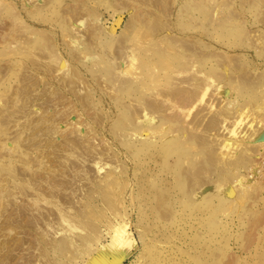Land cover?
Segmentation results:
<instances>
[{"label":"rangeland","instance_id":"1","mask_svg":"<svg viewBox=\"0 0 264 264\" xmlns=\"http://www.w3.org/2000/svg\"><path fill=\"white\" fill-rule=\"evenodd\" d=\"M70 9H72L71 13ZM72 12L76 14H73L74 17ZM189 42L192 43L191 47ZM31 62L34 64H31L32 67L29 66ZM44 62L52 66L59 64L55 65L56 69L50 65L46 67ZM39 63L44 64V66L40 64L41 69ZM49 66L56 72H53L54 70L52 71ZM45 67L48 68L47 71ZM49 68L53 74L51 72L49 74ZM198 71L201 72L202 78ZM47 72L54 79L56 74L63 76L64 79L59 81L61 77L57 76L58 80L52 79L53 82L52 77L44 78ZM184 73L187 81L182 77ZM186 73H192L191 77L189 76L191 79ZM41 74V82L33 83L35 78L39 80ZM195 74H198V77ZM204 76L205 81L201 80ZM27 78L28 82L30 78L33 79L29 82L31 85L27 82ZM68 78L70 80H67ZM182 78L183 80L180 81ZM197 82L207 86V89L204 88L205 91L201 85V89L206 92L203 102L209 100L207 102L210 105L212 100L211 103H216H213L211 109V105L206 103L205 107L209 112L207 111V115L202 114L205 107L202 112H200L202 108L199 107L205 103H201L197 98L191 103L187 113L189 115L182 116L178 113V116L183 118L181 120L178 117L181 123L183 121L184 126L188 124L186 139L179 144L180 154L174 148L177 143L173 140L168 144L159 141L156 146L154 145L155 147L150 145L142 147L136 135L130 132L131 128L135 127L131 125L133 107L136 110L138 108L136 106H139L137 103L152 102L159 98L163 89H172L175 85H180L177 88L184 86L186 88L188 85L189 88V85L198 86ZM46 83L48 84L45 85ZM34 84L38 87L32 88ZM56 85L61 86L56 87ZM70 85L75 89L73 90ZM48 86L55 87L56 89H52V92H55L50 93ZM66 87L71 91L69 92ZM57 89L62 90L63 96L66 91V98L68 95V98L72 100L74 98L78 102L79 105L75 107L78 113L76 111L75 116L74 113L72 114L75 118L78 117L77 114L80 115L76 118L78 126L85 124L84 131L90 129L92 135L99 137L105 134L106 137L103 138L108 139L105 143L108 145H103V141L98 137L91 144L97 143L95 145L99 146V149L105 146L104 150L108 148L106 146L111 145L110 151L112 150L111 152L121 159V166L125 169L120 167L116 169L114 158H109V164L107 162L102 169L91 167L89 175L95 179L103 177L108 169L115 173L104 187L84 180L83 189L89 188L88 193L94 196V202L88 204L86 208L78 186L81 181L73 184L75 193L72 206H67L68 214L82 218V215L95 211L96 214L91 220L98 229V236L88 242V246H83L84 242L75 237L74 245L69 246L66 245V242H69L68 237H65L68 229L62 227L56 236L50 234L49 228L47 238L59 239L61 236L62 242L58 243V247L49 243L46 245L45 264H87V259L96 254L88 255L86 250L89 248L92 250L94 247L97 251L98 248L109 244L111 233H114L115 228L123 229L125 236L133 241L136 239L137 243L120 264H264V181H262L264 179L253 173L261 160L262 149L256 146L257 141L248 139V136L251 135V138L257 132L253 128H259L260 131V127L264 124L260 122L262 115L259 116V120L254 116H258V112L264 114V0H0V119L4 123V118H13L10 123L8 122L10 129L7 130L11 133L10 136L14 135L16 132L14 129L18 126L12 123L22 124L23 119H26L24 113L19 111L22 107L21 109L18 107L25 103L28 96L31 100L35 97V100H32L34 106L26 109V112H30V118L50 117L52 113L58 114L59 118L66 116L67 111H71L68 107L72 102L69 103L70 101L64 98L68 105L60 104L64 99L63 96L60 98L61 93ZM72 90L77 94H72ZM37 91L46 95L47 99H44V95L41 99L42 96L40 93L38 95ZM59 93L60 97H57ZM53 94L61 99L60 102ZM48 97L55 98L58 107L55 103L54 108L52 102L56 101H53V98L47 101ZM46 102H50L51 106L53 104L52 108ZM130 102L133 105L129 115L130 109L128 110L127 106L131 108ZM78 106L82 111L77 109ZM240 107L249 109L252 113L248 112L251 117L248 116L250 119L247 118L245 122L249 126L243 124L246 118L244 116L241 119L242 123L240 121L237 124V128L245 125L241 126V130L244 131L245 136L248 134L246 144L243 143L246 146L240 147L243 148L242 151L239 152L238 150H241L239 148L236 150V146L221 145L220 147L219 142L213 143L211 139L203 138L198 134L200 130H197L196 125L200 122L206 125L208 117L221 111L228 116V110L237 111ZM17 109L19 112L15 111ZM83 110L86 114H90L86 115ZM14 113L18 117L12 116ZM15 117L18 118L17 121ZM93 118L97 120L94 121ZM100 119L102 122L99 121ZM253 119L255 123L258 121V127H255L257 124L253 123ZM68 120L66 122L62 120L64 122H60V127L72 130L71 121L69 120V124ZM179 121L174 122L178 131L183 128ZM1 122L0 128H4L5 125ZM136 124L139 126V123ZM77 125L75 127H78ZM192 125L195 128H192ZM251 125L255 126L251 127ZM245 128L251 131L245 132ZM194 129L197 131L195 132ZM2 132L0 131V155H5L6 150L1 145L6 142L4 137L6 138L7 135ZM42 137L40 136L39 139L37 136L36 140L34 137L33 141L39 140L38 146L40 145V151L42 149L43 157L41 164L47 165L46 160L51 158L52 161L56 152L50 154L52 157L46 155L47 152L44 153L45 149L41 145L45 143V139ZM61 140V135L56 138V141ZM248 141L251 145L257 144L251 147ZM28 144L27 139L22 141L23 148ZM9 145L14 146L12 143ZM158 145H161L160 150ZM31 148L34 150L35 146ZM69 148L59 150L54 159L58 157L61 161L67 156L65 153L70 152ZM80 148L78 146L77 149ZM16 150L18 151V148ZM16 150L13 159L16 160L15 168L20 169L19 165L24 167L19 161V154L21 155L22 152ZM28 150L31 156H36L35 150ZM76 150L75 155L78 151L79 154L84 153L82 148ZM152 152L154 156H150ZM67 158H70V155ZM147 158L149 160L152 158L153 163L150 161L149 166L145 164L142 168L141 161L145 159L149 161ZM58 159L55 161L59 164ZM179 160H182L179 171L171 176L169 171L165 170H170L179 163ZM142 169L148 171L145 180ZM1 172L0 177L4 178L5 172L0 169ZM72 191L67 189L66 193ZM104 194L106 197L100 200ZM20 196L18 195L16 199L19 203L28 202L27 197ZM41 204L48 208V205ZM157 206L160 209H157ZM4 216L0 217V224L3 226L7 220L6 214ZM63 224L62 226L67 225ZM9 227L8 231L5 228H3L4 232L0 230V244L4 245H0V248L2 247L0 254L8 244L12 243L9 237L27 239L29 236V232L24 233L22 230L23 232L19 234L18 229L11 230L12 227ZM73 232L78 230L75 229ZM117 238L119 241L128 240ZM25 244L22 245L23 249ZM144 244L147 248L143 246ZM75 245L76 248L71 249ZM26 247L29 249L22 250L23 253L36 251L33 247L30 248L28 243ZM11 253L16 254L13 251ZM111 255L110 251L105 254L106 258H111Z\"/></svg>","mask_w":264,"mask_h":264},{"label":"bare ground","instance_id":"2","mask_svg":"<svg viewBox=\"0 0 264 264\" xmlns=\"http://www.w3.org/2000/svg\"><path fill=\"white\" fill-rule=\"evenodd\" d=\"M138 4H139V2H138ZM163 6L161 7L162 9H163ZM161 8H160V10H161ZM72 9H73V7H72ZM72 9H70V13H71ZM75 12H77V11H75ZM75 12H72V16L73 17H74V15H76V14H74ZM233 14H235V12ZM191 44L192 43H190V47H191ZM187 58H189V56ZM188 60L190 61L191 59H188ZM57 62H58V60H57ZM33 63H37V62L33 61ZM33 63L31 62L29 66L32 67V65H34ZM59 63H60V61H59ZM59 63H57V64H59ZM40 64H42V63H39V65H38L39 67H40ZM57 64H55V65L57 66ZM124 64H125V62H124ZM42 65L44 66V64H42ZM42 65H41V67H42ZM48 65H50V63ZM48 65H46V63H45L46 67H48ZM55 65L52 66V64H51L50 66L55 68L56 67ZM60 65H62V62L60 63ZM41 67L39 69H41ZM46 67L44 69H46V71H47L48 68H46ZM50 68L48 70L49 74H50V72L52 73L53 70H54L53 72H56L55 69L51 68L52 69V71H51ZM30 69H32V68H30ZM44 69L42 68V70H44ZM56 69H57V67H56ZM63 70H65V68ZM48 72H47L46 76H44V75L43 76H44V78L46 77V79H47V77H48V79H50V77H52L51 81H53L55 79L58 80V78L61 77L58 74H56V78L54 79L53 76H49L48 75ZM39 73H37V74H39ZM43 73L45 74V72H43ZM57 73H58V71H57ZM197 73L200 74L201 72L198 71ZM186 74H187L186 75L187 77L192 75V73L191 74L190 73H186ZM197 75L195 74L196 77H198ZM29 76H31V74H29ZM57 76H59V77H57ZM199 76H201L200 78H202L201 74ZM35 77H36V74H35ZM54 77H55V75H54ZM182 77H184V81H187V80H185L186 79L185 73H184V75ZM28 78H27V82H28ZM62 78H63V76L61 77V79H59V81H61ZM40 79L42 80V74H41V77L39 76V80H37V78H35L34 81H32V82L39 84L41 82ZM71 79H72V76H71ZM175 79H177V77ZM23 80H25V79H23ZM31 80H33V79L30 78L29 82ZM67 80H70V79L68 78ZM67 80H65V81H67ZM182 80H183V78L180 81H182ZM201 80L205 81V76ZM197 83L199 84L200 82H197ZM47 84L48 83H46L45 85H47ZM193 84H196V83H193ZM25 85H26V83H25ZM45 85H44V87H46ZM72 85H70V86H72ZM199 85L198 86H190L189 85V88H187L188 85H186V88H185L184 85H183L184 87L181 85V87H183V88H177L180 85L179 86L175 85L176 87L173 86L175 88H173V87H172V89H168L167 88L168 90H164L163 89V91H161L160 94H159V98L154 99L152 102H147L145 100L146 102H141V104L137 103L140 106V108H139V106H136V108L138 107L136 110H135L134 107H133L134 110H132L133 103L131 104V102H130L131 108H130V106L129 107L127 106V108H128V110L130 109L129 110L130 111L129 115L131 113V110L133 111V113L131 114V119H132L133 123L131 125L135 126V127L131 128L132 131H130V132H132L134 135H136V137L139 139V143H140V145L142 147L144 145L145 146L146 145H150V147L154 146V145L156 146L157 145L156 143H158L159 141H162L164 144L165 143L168 144L169 141L173 140V141H176V143H177L174 148L177 149L178 154H180L179 150H180L181 146H179V144L181 142H183L184 139H186V134L188 132V124H186V122H185L186 126H184V124H182L184 122L182 121V123H181V120L183 118L181 116H178V113L180 115L182 114V116L184 114V116H185L188 113L189 108L191 107V103H193L194 100L196 101L197 98L199 99L198 101H200L201 103H205V104H202V105L198 104V105H201L200 107L199 106L198 107L200 109L202 108V110L200 112H202L203 108L205 106H207V104L209 103V102H207L209 100L203 102L204 92L206 91L204 88H206L207 86L206 85L203 86L204 85L203 83L199 84ZM201 85L203 86L202 88L205 91H203L201 89ZM36 86L37 85H35L32 88H35ZM57 86L58 85H56V87ZM59 86H61V85H59ZM24 88L26 89V87H24ZM199 88L203 92H201V90ZM52 89H56V88L55 87L54 88L53 87H49V90L51 91L50 93H54L55 92L54 90H53L54 92H52ZM64 89H65V87H64ZM74 89L75 88L73 87V90ZM31 90H33V89H31ZM34 90H36V89H34ZM57 90H56V92H57ZM59 90H58V92L61 93V97H60V93L58 94L59 96H57L56 94L55 95L57 97L62 98V96H63V93L61 92L62 90H60V91ZM67 90L69 91L68 88H67ZM42 91H43V89H41V92ZM44 91H46V94H47V90L45 89ZM70 91H71V89H70ZM41 92L39 91L38 95L40 93V95L42 96L41 97V99H42L44 94H42ZM74 92H76V91H73L72 94ZM65 93H66V91H65ZM65 93H64V96H63L62 99L66 98L65 97L66 96ZM76 94L77 93H74V95H76ZM50 95H52V94H50ZM47 96H49V95H47ZM53 96H54V94H53ZM56 96H54V97L57 98ZM38 97L40 98V96H38ZM44 97H45L44 99H47L46 95H44ZM77 97H79V96H77ZM28 98H29V96H28ZM28 98L25 99L26 100L25 103L21 104L19 107L16 105L18 108L22 107V109L20 108L21 110L17 109L15 111H18V110L22 111L24 113V117L26 119H23L24 122L22 124H20V123L18 124L17 122L11 121V122H13L12 124L18 125L17 127H15V125H13L15 128H17V129H14V130H16L14 135L10 136L11 133L9 132L10 133L9 134L8 130H7V129H10V127L8 126V125H10L9 121L13 120V118L12 119H5L4 118V121H3L4 123H2L1 119H0V122L5 125L4 128L1 127V128H3L2 130L0 128V131H3L2 133L7 135L6 138L4 137V139H6V142L1 145V146H3L2 148L6 150L5 155H2V154L0 155V169L3 172H5L4 175H3L4 178L0 177L1 178L0 182L3 183V184L1 183L2 188L0 189V201H1L0 202V217L2 215L4 216V214H6L7 220L4 218L5 217L4 216L3 218H4V220H6V222H5L4 226L0 224V230L2 232H4L3 228H5L7 230V228L10 226V227L13 228V229L11 228V230L18 229V231H20V232H18L17 230L16 231L19 234L23 232L22 230H24V233H28L29 232V236L27 237V239L24 238V237L14 238V236H13V238H12V237L8 236L9 238L12 239V243L8 244L9 246L6 244L7 245L6 249L2 250V252L0 254V264H45L46 263V245L49 243L50 245H52L54 247H58V243L60 242V244H61V242H62V240H61L62 237L61 236H60L59 239H56L55 237L47 238V235L49 234V232H48L49 228L51 229L50 230V234H53V235L54 234L56 235L59 232L58 230L62 229V227H64L65 229H68L67 230L68 233L65 235V237H68L67 240L69 242H66V245H69V246L74 245V243H75L74 239H75V237H77L79 240H82L84 242L83 246H88V242L92 241L93 239H96V236H98V234H97L98 229L96 228L95 224L91 220L92 217L94 216V214H96V213L94 211V212H90V213L84 214V215H82V218L80 216H76V218H75L74 216L68 214L67 206H72L71 203L73 201L74 193H75V188H74L73 184L76 183V182L81 181V184L79 182L78 186H79V189L81 190V193H82L81 194V198L84 199V201H85L84 202V208H86L88 206V204L91 205L92 202H94V196L90 195L88 193V189H89L88 187H87L88 189H86V190L83 189V186L85 185L84 184L85 183L84 180L90 182L91 184L92 183H96L99 186L104 187V184L115 173L113 170H109L108 169V171H105V173L103 174V177L100 176L99 179H95V178H92L89 175L91 167H94V168H97V169H102L103 167H105V165H107V162L109 161L108 160L109 158H112V159L114 158L115 160L113 159V161H115L114 163L116 164L115 168L116 169H117V167L124 168L123 166H121L122 165L121 159L118 158L116 154H113L111 152L112 150L110 151L109 147L111 145L106 146V148L107 147L108 148L105 149V150H104L105 146H104V148L100 147L101 149H99V146L97 147V145H95L97 143L91 144V143H93V140L96 139V137H98V136L97 135L96 136L92 135V133L90 132V129L87 130V131H84L85 128L83 129V127L85 126V124H84L85 122L83 123L84 126H80V125L78 126L76 124V123H78V120L76 118L80 117V115L77 114L78 117H76V118L74 117L75 114H76V111H77V110H75V107H77V105H79V104H78V102H76V100H74L73 95H72V98H73L74 101L71 98H68V95H67L66 99H68L70 101L69 103L72 102L70 107H68V109L71 110V111H67L68 114H67V112H65L67 115L66 116L64 115L65 117L62 116L63 118L62 117L59 118L58 114H53V113H52V116H50V117H45L43 115L44 118H40V117L37 118L38 116L37 117L35 116L36 117V118L34 117L35 119L33 117L30 118V116H29L30 112H26V109L27 108L29 109L30 107L32 108L34 106V102L33 101L35 100V97H34V100L32 99L33 101L31 99H28ZM30 98H32V97H30ZM39 98H37V99H39ZM52 98L48 97L47 101H51ZM55 98H53V101L55 100ZM77 99H79V98H77ZM80 99H81V97H80ZM28 100L29 101L31 100L33 103H31V101L29 102ZM56 100L59 101L61 99L57 98ZM64 100H62L63 103H60V104H67L68 105V102H66V100L65 101ZM57 101L56 102H52L54 104V106L52 104V106L54 108H55L56 105H57L56 107H58V104H57L58 102ZM22 102H24V100ZM36 102H38V100ZM211 102H212V100H211ZM211 102H210L211 106L208 104L210 106V109H211L213 103L214 104L216 103V102H213V103H211ZM46 103L48 105H50L49 104L50 102H46ZM55 103H56V105H55ZM80 105H82V104H80ZM52 106H51V108H52ZM199 108H198V110H199ZM229 108H231V107H229ZM241 108H243V107H240V109H238L237 111H236V109L233 110V111L232 110H228V112H227L228 116L226 115V113H224L222 111L218 112L216 114L213 113L214 115L212 117L210 116L211 118L210 117H208L209 119L207 118L208 122L206 123V125H204L202 122H200L201 124L199 123V125H196V128L198 127L197 130L198 131L200 130V132L198 134L201 135L203 138H206V139H209V140L211 139V141L213 143H218L219 142V146L220 147H221V145H222V147H226V146L227 147H234V146H236L237 147V149L235 147L236 150H238V148H239L241 150H238V151L239 152L242 151V149L246 146L245 145L246 144L245 140H247L248 134L246 133L247 136H245V134H243L244 131L242 132L241 126H245L246 125L245 122H246L248 116L251 117L252 113H251V111H249V109H241ZM77 109L79 110L80 107L78 106ZM88 109H89V107H88ZM205 109H207V108L205 107ZM205 109H204V112H202V114L203 113H205V114L207 113L208 109L206 111H205ZM63 110L65 111L66 109H63ZM254 110H256V109H254ZM7 111H8V109H7ZM60 111H61V109H60ZM248 112H250L251 114L250 113L248 114ZM15 113L12 114V116L13 115L16 116L17 113L16 114ZM73 113H74V116H72ZM77 113H78V111H77ZM83 113H85V111ZM87 114L89 115L90 113H87ZM205 114H204V116L207 115V114L206 115ZM50 115H51V113H50ZM82 115L83 114H81V116ZM187 115H189V114H187ZM7 116H11V115H7ZM90 116H93V115H90ZM242 116L246 117V118H244L245 120H243V122H244L243 124H245V125H240V128L239 127L237 128V124H239L240 121H241L240 123H242V120H241V119H243ZM254 116L256 117V119L259 120V116L264 117V114H259V112H258V116L257 115H254ZM5 117H6V115H5ZM16 117H18V116H16ZM16 117H15V119H16ZM66 117H67L66 120H68L70 118L69 120L71 122L68 120L67 123L70 122L72 124V127H73L72 130H68L69 128L67 127L68 128L67 129L68 131H67L65 129V127H64V129L60 127V124H61L60 122H62V120H64L66 122V120H65ZM97 117H99V116H97ZM100 117L102 119L101 115H100ZM178 117H180L181 120ZM252 117H253V115H252ZM261 117H260V119H262V120H260V122L261 121L264 122V118H261ZM20 118H21V115H20ZM82 118H79V119L82 120ZM15 119H14V121H15ZM17 119H16V121H17ZM93 119H94V121L97 120L96 118H93ZM101 119L99 121H101ZM184 119H186V118H184ZM238 119H240V120H238ZM248 119H250V118H248ZM23 120H21V121H23ZM175 120H177V121L180 120L179 121V123L181 124L180 126L183 127V128H180V131H178L179 129L174 124ZM202 120H204V119H202ZM184 121H186V120H184ZM255 122H254V119H253V123L257 124V126L251 125V127H254V126L258 127V121H257V123H255ZM97 123H99V122L97 121ZM136 123H139V126ZM249 123L251 124V121ZM12 124H11V126H12ZM37 124H39V125L37 126ZM83 124H81V125H83ZM75 125H77L78 127H75ZM259 125H261V123H259ZM19 126H21V127H19ZM246 126H249V125H246ZM11 128H13V127H11ZM192 128H195V127L192 125ZM238 129H239V131H238ZM258 129L253 128V130L254 131L257 130V132L251 138H250L251 135L248 136L249 137L248 139L249 140L252 139V140L257 141V143H258V144L256 143L257 145L253 144V143L252 144L254 146L256 145L258 148L262 149L260 151L261 152V155H260L261 156V160L257 164L256 168H254V166L252 168L255 169L253 171V173H255V174L257 173L259 175L258 177H261L262 179H264V124H262V126L260 127V129H261L260 131H258ZM65 130H66V133L64 132ZM194 130H195V132L197 131L196 129H194ZM244 130H245V132H247L246 130H248V129L245 128ZM249 130L251 131V129H249ZM253 130H252V132H253ZM5 131H6V133H5ZM95 131H97V130H95ZM119 131H120V129L118 130V134L120 136ZM67 132H69V133H67ZM241 132H242L243 135L240 134ZM23 133H24V135L26 134L27 137L24 136ZM72 134H75V135L73 136ZM60 135L62 137V140L61 141H56V138H59ZM99 135H100V133H99ZM104 135L103 136H99L98 139L100 141H103V145H108V143L105 144L108 141V139L107 138H106L107 140L104 139L103 137H106ZM37 136H39V139H40V136H43L42 139L43 138L45 139V143L43 145H41V146L43 147V149H45L44 153L47 152V153H45L46 155L50 156V154L56 152L55 153L56 155L55 154H53V155L57 156V154H58L57 152L59 150L63 151V150L68 149V147H70L69 148L70 152L65 153V156L66 155L67 156L70 155V158H67V156H66L65 158H62V160L60 161V159H58V157H57L55 159H58L60 161V163L58 164V162H56L55 159H54L55 156H53L52 161L50 160L51 159L50 157H52V156H50L49 157L50 159L46 160L47 161V165L46 164L45 165L41 164L42 160H43L42 159L43 157H42V154H41L42 149L40 151V147H39L40 145L38 146L39 140L38 141H33L34 140L33 138L35 137V140H36ZM175 136H177V137H175ZM173 137H175V138H173ZM26 139H27V141H29V144L26 145L25 148H23L22 141H24ZM9 143L14 144V146L13 147L10 146L11 144L9 145ZM109 143H111V142H109ZM243 143H245V144L243 145ZM248 143H249V141H248ZM250 143H249V145H251ZM70 144H71V146H70ZM80 145H82L81 148H82L84 153H82L83 154L82 155L81 152L79 154V151H78V154L75 155L74 151L78 148V146L80 148ZM242 145H243V148H240ZM253 145H251V147H254ZM31 146H35L34 150L36 152V156H33V155L31 156V152H29V150H28V149H31L32 151H34L31 148ZM95 146L98 148L97 150H96ZM160 146L158 145L159 150L161 148ZM135 147H136V145H135ZM138 147H139V145H138ZM16 148H18V151L16 150ZM81 148L77 149V150H81ZM102 148H103V150H102ZM249 148H250V146H249ZM155 149H157V148H155ZM15 150H16V152H19V150H20V152H22L21 155L19 154V157H20L19 161L22 163V165L24 167H21L19 165L20 169L15 168V164L16 163H14V162H16V160L13 159V158H15L14 157ZM98 150H102V151H98ZM157 151H158V149H157ZM150 152H151V150H150ZM150 154H152L150 156H154L153 152L150 153ZM123 155H124V153H123ZM39 157L41 158V160H40ZM44 157H45V155H44ZM138 157H139V155H138ZM146 157H148V156H146ZM16 158H17V156H16ZM257 159H258V156H257ZM125 160H128V159H125ZM143 161H141L142 164H143L142 168L145 167V164H148V163L150 164V161H151V163H153L152 158H150L149 161H147L146 159L143 160ZM155 161L156 160H154V162ZM181 161L182 160H179L178 164H176L173 167H171L170 170H165V171H169L170 175L173 176L175 173H177L179 171V167L182 164ZM48 162H50V163H48ZM156 163H154V164L156 165ZM108 164H109V162H108ZM149 164H148V166H149ZM154 164H152V166ZM127 165L130 166V164H127ZM16 166L18 167V165H16ZM157 166H159V165L157 164ZM147 168H149V167H147ZM159 168H161V167H159ZM252 168L250 167V169H252ZM149 170H150V168H149ZM160 172H163V171H160ZM143 173H144V176H145V178H144V180H145L146 176H148V171L147 170L146 171L143 170ZM163 173H160V174H163ZM153 174H154V172H153ZM153 174H151V176ZM0 175H2V172L0 173ZM156 175L157 174H155V176ZM249 181H250V179H249ZM262 181H264V180H262ZM156 185H157V182H156ZM67 189H70V191L71 190H73V191L69 192V193H66ZM146 190H148V187L146 188ZM161 190H163V189H161ZM152 191H155V190H152ZM157 192L158 191H156L155 193L157 194ZM156 194H155V196H156ZM18 195H21L20 197H22V198H23V196H25V198L27 197L26 200H28V202L26 201L25 203L24 202L23 203L22 202L19 203L16 200ZM105 197H106L105 194L102 195V198H100V200H103V198H105ZM156 198H158V197H156ZM163 199H164V197H163ZM159 200H160V198H159ZM158 202H161V201H158ZM41 203H43L45 205H48L47 206L48 208L42 206ZM155 203L157 204V201ZM158 206L156 208L160 209V208H158ZM3 223H4V221H3ZM63 223H66L67 225L62 226V225H64ZM75 229L78 230V232H73V230H75ZM25 230H27V231L25 232ZM131 236L132 235L130 233V237ZM117 237H119V238L120 237L121 238H127L128 239V237L125 236L123 229L115 228L114 233H111V241H110L109 244L103 246L102 248H98L97 251H96V249L94 250V247H93L92 250H91V248L86 250L88 252V255H90L91 253H95L96 254V255H93L92 258L87 259V264H120V263H122L124 258L129 255L130 251L133 248L136 247L137 243H136V239H134V237H133L134 241L128 239V240H126V242L125 241H119ZM11 239L9 240V242L11 241ZM97 241H98V239H97ZM4 242H5V240H4ZM26 242L28 243L30 248L33 247L34 250H36V251L32 250L33 253H29V254L28 253L26 254L25 252L23 253L22 250L24 251V250H26L28 248V247H26L27 246ZM1 243H3V242H1ZM23 244H25V247H26V248L24 247V249L22 248ZM97 244H99V243H97ZM1 246H4V245H1ZM83 246H81V248ZM143 246L146 247L147 245L144 244ZM1 248H0V250H1ZM75 248H76V245L71 247V249H75ZM12 251L15 252L16 254L12 255V253H11ZM18 251H20L21 253L19 254ZM109 251L112 254L111 258H106L105 254L109 253Z\"/></svg>","mask_w":264,"mask_h":264}]
</instances>
